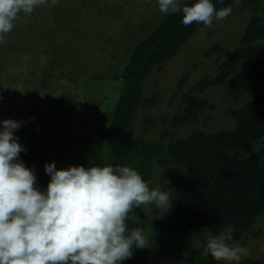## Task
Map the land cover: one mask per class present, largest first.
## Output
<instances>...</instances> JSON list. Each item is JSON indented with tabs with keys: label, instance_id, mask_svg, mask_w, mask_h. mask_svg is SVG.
Masks as SVG:
<instances>
[{
	"label": "trees",
	"instance_id": "trees-1",
	"mask_svg": "<svg viewBox=\"0 0 264 264\" xmlns=\"http://www.w3.org/2000/svg\"><path fill=\"white\" fill-rule=\"evenodd\" d=\"M194 2L196 0H185L181 6H191ZM212 2L217 9L229 5L233 9L237 7L234 0H224L223 4L217 0ZM238 7L253 10L238 45L228 54L219 44L206 51L207 57L216 51L220 56L226 55L220 60L218 74L198 80L183 94L182 107L177 113L170 118L161 117L164 127L158 139L150 141L146 137L154 125L152 115L143 116L141 131L136 137H132V126L139 108L154 106L159 101L156 92L150 97L142 95L144 80L154 69L160 71L162 64L178 53L188 39L204 26L196 23L185 26L182 12L159 15L151 28L129 45L115 67L112 84L100 81L104 75L101 72L98 76L91 74L93 77L88 89L75 82L73 87L71 85L72 89L63 86L59 92L41 97L45 100L40 105L45 113L22 116L20 121L23 123L15 130L18 142L26 145V161L34 163L31 169L37 180L43 179L46 185L50 180L44 167L46 163L42 164L44 160L55 162L57 169L72 165L129 166L136 169L147 183L158 170L167 168L171 173L164 185L157 188L170 194L172 206L164 212L163 225L167 232L179 237V242L172 246L174 250L185 252L179 263L237 264L214 258L202 259L198 249L186 244V237L212 222L228 225L234 240L246 233L260 215H264V60L261 56H253L256 42L264 40V15L255 12L264 7V0H241ZM117 21L121 25V21ZM117 21H113L114 28H119ZM0 45V58L8 56L5 48L8 51L14 49L12 43ZM65 51L63 55L68 54ZM47 65L39 71V78L32 79V85L26 91L30 93L31 90H41V86L50 87L51 83L46 82L58 77L56 73L52 75L51 70L60 65ZM73 71V68L65 72L62 69L59 77H69L68 82L72 83L74 79H80L82 73ZM34 72L29 71L30 77H36ZM230 77L256 81L242 107L231 108L227 112L235 121L234 128L209 132L198 130L185 137H175L176 130L195 122L204 111L212 108L207 97L200 94L208 88L224 84ZM185 80L186 76H183L179 81L180 87ZM98 90H106L103 99L107 94V101L102 104L103 100H95ZM76 93H81L86 99L89 96L92 100L78 101ZM81 102L92 110L98 109V115L90 122L89 130L81 122L69 134L77 120L76 111L80 109ZM26 116L29 120L25 123ZM154 211L159 213L160 209L155 207ZM147 220L139 207L129 214L126 224L129 231L137 227L144 229ZM144 234L149 246L134 248L133 256L121 264H160L150 238L145 231ZM239 264L262 262L246 258L241 259Z\"/></svg>",
	"mask_w": 264,
	"mask_h": 264
},
{
	"label": "rangeland",
	"instance_id": "rangeland-1",
	"mask_svg": "<svg viewBox=\"0 0 264 264\" xmlns=\"http://www.w3.org/2000/svg\"><path fill=\"white\" fill-rule=\"evenodd\" d=\"M183 1L185 0H180L181 5ZM263 9L264 7H260L255 12L264 15ZM252 11L237 6L226 19L213 20L211 28L203 26L188 39L178 53L162 64L160 71L154 69L150 73L142 85V95L150 97L156 92L159 101L154 106L137 110L132 126V137L140 133L143 116L152 115L154 125L146 137L150 141L159 138L164 127L161 117L170 118L176 114L182 107L183 94L198 80L218 74L220 60L238 45L243 29L253 15ZM162 14L157 0H59L56 5H51L49 0L48 6L38 7L30 15L21 13L14 22L12 31L5 35L3 42H0L3 46H8L7 43L14 45L11 51L4 49L8 56L0 58V121L8 118L20 121L22 116L29 113L35 116L44 114V107L40 105L45 103V100L41 97L51 96L59 92L63 86L72 89L75 82L80 83L81 88L88 89L93 77L91 74L98 76L103 72L100 81L106 80L107 84H112L115 67L117 68L118 61L126 49L140 34L146 33ZM117 20L121 21V25ZM113 21L114 23L117 21L119 28H114ZM217 44L224 48L225 54L220 56L216 51L207 57L206 51ZM64 50L68 51L67 55H63ZM253 56L257 58L261 56L264 60V40L256 42ZM53 62L60 66L51 70V74L56 73L58 77L46 82L51 83L50 87L41 86V90H31L30 93L26 91L32 85V79L40 77L39 71L47 64L54 65ZM69 68H73L74 73L82 72L81 80L76 78L74 82L69 83V77H59L62 69L65 72L66 69L70 70ZM30 70L35 71L36 77H30ZM183 76H186V80L180 87L179 81ZM102 85L106 86V83ZM255 86L256 81H241L230 77L224 84L208 88L200 95L207 97L212 108L204 111L195 122L176 130L175 137H185L198 130L209 132L234 128L235 121L227 112L231 108L242 107ZM105 91L95 92V100H103L101 104L107 101L105 97L107 94L103 99ZM76 94L78 101L92 100L89 96L86 99L81 93ZM97 115L98 109L92 110L86 103L81 102L80 109L76 111L77 120L69 134L81 122H84L86 129L89 130L90 122L95 120ZM28 120L26 116L24 122ZM19 143L26 148L24 142ZM24 153L27 151H22L19 159L26 167L31 168L34 163L26 161ZM44 163L48 161L44 160L42 164ZM170 173L167 168L158 170L148 182L149 186L162 187ZM42 183L43 179L37 180L36 186L40 190H46L47 185ZM155 207L154 204L141 206L142 212L148 218L143 230L150 238L160 264H180L185 252L172 249L173 244L179 242V237L164 229L163 210L160 209V212L156 213ZM229 228L226 224L209 222L199 231L191 232L186 237V244L202 253L209 237L219 235ZM228 243H239L249 249V255L242 259L254 258L264 264V215H260L246 233ZM210 258L213 257L209 255L206 259Z\"/></svg>",
	"mask_w": 264,
	"mask_h": 264
},
{
	"label": "clouds",
	"instance_id": "clouds-1",
	"mask_svg": "<svg viewBox=\"0 0 264 264\" xmlns=\"http://www.w3.org/2000/svg\"><path fill=\"white\" fill-rule=\"evenodd\" d=\"M56 5L59 0H50ZM161 13L182 12L185 26L211 28L233 12L212 0L181 6L180 0H157ZM223 4L224 0H217ZM241 0H234L238 6ZM49 0H0V42L12 31L20 14L30 15ZM22 121H0V264H121L133 249L149 246L143 228L129 231L126 221L134 208L154 204L163 213L170 194L150 189L141 174L129 166L72 165L57 169L46 163L50 176L46 190L36 186L33 169L19 159L26 151L15 135ZM229 228L209 237L201 258L239 262L249 249L233 240Z\"/></svg>",
	"mask_w": 264,
	"mask_h": 264
}]
</instances>
